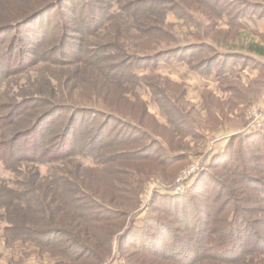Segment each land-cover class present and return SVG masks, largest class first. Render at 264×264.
Returning a JSON list of instances; mask_svg holds the SVG:
<instances>
[{
  "label": "rangeland",
  "instance_id": "374dc122",
  "mask_svg": "<svg viewBox=\"0 0 264 264\" xmlns=\"http://www.w3.org/2000/svg\"><path fill=\"white\" fill-rule=\"evenodd\" d=\"M167 1L168 5L164 7L171 13L163 16L156 10V14L149 19L142 18L148 21L145 22L147 26L140 25L142 28L135 26L136 20H130L127 24L106 22L104 27L97 30V39L83 33L81 23L85 16L78 15V1H68V6L75 9L77 15L69 14L67 9H59L65 13L64 22L70 27V31L65 33V45L68 47L63 48V55L70 60L69 51L75 49L81 59H85L90 55L86 51L96 48L92 53H98V56H92V62L87 65L89 67L80 63L59 67L37 60L40 53L53 49L63 34V31L57 30L56 11L46 13L25 27V37L17 33L18 38L14 39V32H0V147L11 146L13 139L23 136L21 133L29 130L34 121H37L34 129L39 134L43 133L40 150L54 144L57 133L72 123L69 113L67 110H57L42 123L39 117L57 107L99 109L107 117H120L133 127L140 128L139 134L121 131L116 121H108L101 116L97 124L108 121L103 126V130L107 131L102 144L110 142L115 133L132 138L142 131L145 132L143 140L129 146H119V149L129 151L154 141L160 148H152L149 155L155 156L164 149L174 160L172 168L170 166L168 170L143 162L118 166L121 168L119 170L134 172V178L140 171L149 176L143 180L138 192L137 208L113 238V253L107 264L179 263L180 257L175 253H165L169 257L161 259L137 247L121 248L117 239L130 224L136 222L143 225L144 219L159 218L174 222L173 217L161 211L162 204L155 200L156 192L178 197L189 189L193 191L190 195L168 200L172 205L181 204L180 212L187 210L193 218L198 208L209 211L210 200L213 199V202L225 207L224 217L236 209L235 214H240L239 217L246 218L253 226L245 227L236 215L233 228L223 224L222 237L215 238L229 248L228 255L223 249H215L216 253H203L202 247L206 244L203 242L200 253L198 250L194 253L198 257L196 260L194 255H186L188 262L227 264L217 260L240 259L235 263L240 264L245 259L241 263L245 264L252 257L248 251L257 248V236L264 239V202L256 194L262 188L239 184L237 171L232 172L233 169L227 170L223 166L239 162L241 171L251 179L264 180V58L254 52L258 48L264 49V0H237L235 4H228L229 0ZM32 2L0 0V22L9 19L5 20L9 23L14 13L29 8ZM235 9L248 13L238 21L240 27H236V22L231 20ZM49 21L50 25L47 26ZM26 39H33L36 44L28 43ZM191 45H204L205 48L191 51L181 49L183 53L174 54L171 58L148 60L164 51ZM20 47L27 51L24 55L28 61L26 67L17 66ZM218 56H224L223 60L216 59ZM131 57L135 61L138 58L142 61H137L136 67L139 69L136 76L130 79L120 77L117 71H113V65L125 66ZM98 69L106 74L101 77ZM113 107L124 114L131 112V122L113 113ZM81 126L79 122L71 134L66 129L72 138L74 135L77 137L80 146L91 138V135L81 131ZM88 129L94 128L89 126ZM21 145L17 146L20 148ZM5 155L6 150L0 151V158ZM111 156L113 146L105 147L98 154V161L106 160L103 166L106 170L102 174L93 173L98 181L93 180L92 186L104 188L108 185L109 175L113 174V162L108 163ZM20 157L23 156L19 154L18 159ZM20 163L17 164V173L5 170L0 163L1 186L12 183L20 171L33 167L29 163ZM40 169L43 175L48 172L46 166ZM171 170L173 177H170ZM88 177L86 173L84 179ZM140 177L137 176V180ZM109 190H105L107 196H110ZM1 219L0 264H61L58 258L41 254L28 244L5 240ZM219 225L223 227L220 222ZM173 228L179 239L196 246L197 240L194 238L198 236V231L192 234L181 224L173 225ZM149 229V233L154 230ZM231 231L235 232V239L227 234ZM236 231L241 234L239 239L236 238Z\"/></svg>",
  "mask_w": 264,
  "mask_h": 264
},
{
  "label": "trees",
  "instance_id": "16d2710c",
  "mask_svg": "<svg viewBox=\"0 0 264 264\" xmlns=\"http://www.w3.org/2000/svg\"><path fill=\"white\" fill-rule=\"evenodd\" d=\"M68 1L70 0H33L29 8L22 10L18 14L14 13L9 23L5 21L9 19L1 20L0 32L7 34L14 32V39L18 38L17 33L25 37V27L46 13L49 14L52 11H56L58 12L57 30L63 31V34L60 37L59 43L53 49L45 53L42 52V54L40 53L41 56L39 55L40 57L37 60L41 63L45 62V64L49 63L59 67L73 66L76 63L89 67L87 65L92 62V56H98V53H92V51H96V48L88 49L86 54L90 55L85 59H81L82 57L79 56V53L75 49L69 51L71 53L70 60H67L66 56L63 55V48L68 47L65 45V41L67 40L65 39V33L70 31V27L64 22L63 17L66 16L65 13L59 11V9H67L69 14L72 15L74 13L75 16L77 15L75 9L73 10L72 7L68 6ZM77 1L80 13L78 15L80 17L85 16L81 23L84 26L83 33L93 39H97L99 35L97 30L104 27L106 22L127 24L130 20H136L135 26L142 28L143 24L147 26L145 22L148 21L144 20L155 15L156 10L157 13H162L163 16L168 12L171 13L168 8L164 7L166 4L168 5L167 0H133L132 2L126 1L125 3L122 0ZM228 2V4H235L237 0H229ZM223 8H220V10L222 11ZM247 15V12L241 13L237 9L234 15H232L231 20L236 22V27H240L238 21ZM137 17L141 19L139 20ZM49 25L50 21L47 26ZM26 42L36 44L33 39H26ZM86 45L85 43V47ZM191 46L164 51L151 58L152 60L145 59H148L150 62L153 60L158 61L167 57L171 58L173 57L172 55L184 50L191 51L205 48L204 45ZM26 52L25 48H19L18 67H26V62H28L24 56ZM254 52L264 58L263 48H258ZM223 58L224 56H218L216 59L223 60ZM134 59V57L128 59L125 66L113 65V71H117L120 77L134 78L136 71L139 69L136 65L142 62L139 58V61L137 60L138 63ZM29 62L31 61L29 60ZM97 71L101 77L106 74L105 72L103 74L100 69ZM17 110L20 111L21 107ZM57 110L62 112L67 110L72 123L71 125L67 124L57 133L54 144L51 146L40 150V143L44 140L43 133L39 134V131L36 128L34 129L37 125V121H34L28 127L30 131L26 130L25 133H21L23 136L13 139L11 146L0 147V151L6 150V155L0 158V163L5 170L17 173L19 168L17 164L20 161L21 163H29L33 166L20 171L18 177L12 183L7 182L3 186L0 185V218H2L1 222L4 226V238L5 240L9 239L20 244H28L41 254L45 253L58 258L61 264H107L113 253V238L123 228L127 217L137 208L138 192L141 190L143 180L149 176V174L140 171L139 175L136 174L137 176L141 175L140 179L137 180V176L134 178V172L119 170L121 168L118 166H124V164L130 166L143 162V164H155L156 166H161L164 170H168L170 166L172 168L174 159L164 149L156 153L155 156L149 155L152 148H160L159 144L154 141H149L145 146L129 151H121L119 149V146L125 147L143 140L142 137L145 135V132L142 131L140 135L132 138L122 137L121 133H115L110 142L102 144L104 142L102 141L103 136L107 131V129L103 130V126L110 120L116 121L120 125L121 131H131L135 134L139 132L138 129L140 128L133 127L120 117H107L108 115L103 114L99 109H85L74 106H67V109L57 107L55 110L39 117V122L42 123L50 114ZM113 113L126 117L129 122L132 120L131 112L124 114L116 107H113ZM101 116H105L108 121H102L100 124H97L96 122ZM79 122L82 125L80 127L81 131L83 133L86 132L87 135H91V138L81 144V146L75 135L73 138L69 135L76 130V125ZM89 126H93L94 129H88ZM66 129L69 134L66 132ZM20 143L22 145L19 148L17 145ZM108 146H113V157L111 156L108 161L109 164L113 162V174L110 173V180L108 179L106 187L102 185L104 188H96L92 186L93 180L98 181L96 176L93 177V173L99 172L102 174L106 170L103 168L106 160L98 161L97 156ZM94 153L96 154L94 155ZM19 154L23 156L20 159H18ZM42 166H46V169H48L45 175L40 171V167ZM223 167L227 170L233 169L232 172L237 171L240 177L239 184L249 185V187L255 185L261 186L262 191H256V194L261 202H264V180L255 181L251 179L247 173L241 171L239 162L233 165L226 164ZM86 173L90 176L87 178L88 180L84 179ZM173 176L174 173L171 170L170 177ZM105 190H109L110 196L106 195L107 191ZM192 192L189 189L184 194L178 195V197H184L185 194L190 195ZM169 194L156 192L155 200H157V203L162 204L161 211H165L166 215L173 217L174 222L163 221L159 218L144 219L143 225L134 222L122 234L118 235L117 244L121 248H125L126 246L137 247L139 250H144L161 259L169 257L165 253H175V255L180 257V262L177 264H194L195 261L188 262L189 257L187 259V256L189 254L194 255V253H197V250L198 252L201 251L200 247L203 242H206L202 247L203 253H216L217 250L214 251L215 249H223L226 255H228L230 252L229 248L224 247L215 238L222 237H220V233L224 230V225L227 228H233L234 219L237 215L235 214L236 209H233L228 217H224L225 207L223 208V205L216 201L213 202L212 199L210 200L209 211L204 212V210L201 211L198 208L195 211V216L191 218L187 210L184 213L180 212L181 204L172 205V202L168 201L178 199V197ZM126 195H130V197ZM238 219L239 221L241 220L245 227L253 226L246 218L239 217ZM219 222L222 225L224 224L223 227L219 225ZM177 224L183 225L192 234L198 231V236L194 238L197 240L196 246L192 243L187 244L177 237L176 230L173 228V225ZM148 228L154 230H151L149 233ZM236 233V238L239 239L241 234L237 231ZM227 234L229 237L235 239L234 231ZM255 241L258 243L256 245L257 248L248 251L252 257L245 264L264 263V239H260L257 236ZM194 257L195 260L198 258L195 255ZM203 258H200V260H203ZM239 260L232 259L226 261L218 259L217 262L235 264ZM244 260L242 259L239 263H244Z\"/></svg>",
  "mask_w": 264,
  "mask_h": 264
}]
</instances>
